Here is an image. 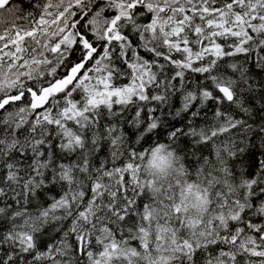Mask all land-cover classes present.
Wrapping results in <instances>:
<instances>
[{"label": "snow or ice", "instance_id": "obj_1", "mask_svg": "<svg viewBox=\"0 0 264 264\" xmlns=\"http://www.w3.org/2000/svg\"><path fill=\"white\" fill-rule=\"evenodd\" d=\"M0 264H264V0H0Z\"/></svg>", "mask_w": 264, "mask_h": 264}]
</instances>
